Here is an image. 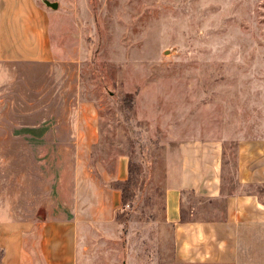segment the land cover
Here are the masks:
<instances>
[{"label": "rangeland", "instance_id": "374dc122", "mask_svg": "<svg viewBox=\"0 0 264 264\" xmlns=\"http://www.w3.org/2000/svg\"><path fill=\"white\" fill-rule=\"evenodd\" d=\"M35 1L55 58L0 66V131L9 108L42 107L64 124L71 109L93 108V169L116 175L124 160L130 186L118 224L90 230L79 264H175L168 146L219 139L234 157L237 142L264 137V0Z\"/></svg>", "mask_w": 264, "mask_h": 264}, {"label": "crops", "instance_id": "0c3cea01", "mask_svg": "<svg viewBox=\"0 0 264 264\" xmlns=\"http://www.w3.org/2000/svg\"><path fill=\"white\" fill-rule=\"evenodd\" d=\"M50 24L35 0H0V66L53 63ZM66 115L64 124L42 107L8 110L12 124L0 131V264H79L90 230L118 224L125 206L111 182L127 180V163L116 175L93 169L95 110ZM167 183L175 264H264V137L240 140L234 157L219 139L171 143Z\"/></svg>", "mask_w": 264, "mask_h": 264}, {"label": "trees", "instance_id": "16d2710c", "mask_svg": "<svg viewBox=\"0 0 264 264\" xmlns=\"http://www.w3.org/2000/svg\"><path fill=\"white\" fill-rule=\"evenodd\" d=\"M113 187L117 188V189H120L122 191V194H123V205H126V199H125V192L128 188V186H130V178H128L126 181H123V182H114L113 184Z\"/></svg>", "mask_w": 264, "mask_h": 264}, {"label": "water", "instance_id": "95a60500", "mask_svg": "<svg viewBox=\"0 0 264 264\" xmlns=\"http://www.w3.org/2000/svg\"><path fill=\"white\" fill-rule=\"evenodd\" d=\"M48 5L51 6L52 8H54V9L57 8V4H54V3H53V4L48 3Z\"/></svg>", "mask_w": 264, "mask_h": 264}]
</instances>
